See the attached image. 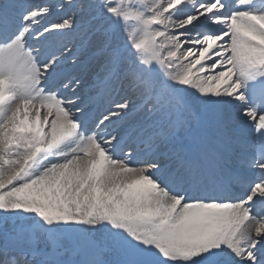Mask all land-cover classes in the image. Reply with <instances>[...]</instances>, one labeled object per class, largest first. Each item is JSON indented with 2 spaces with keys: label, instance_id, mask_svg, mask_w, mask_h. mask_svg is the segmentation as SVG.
<instances>
[{
  "label": "snow or ice",
  "instance_id": "obj_1",
  "mask_svg": "<svg viewBox=\"0 0 264 264\" xmlns=\"http://www.w3.org/2000/svg\"><path fill=\"white\" fill-rule=\"evenodd\" d=\"M0 264H264V0H0Z\"/></svg>",
  "mask_w": 264,
  "mask_h": 264
}]
</instances>
